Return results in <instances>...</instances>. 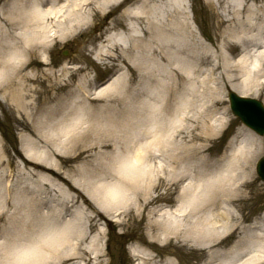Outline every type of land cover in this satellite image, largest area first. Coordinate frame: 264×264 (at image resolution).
Segmentation results:
<instances>
[{"label": "bare ground", "instance_id": "obj_1", "mask_svg": "<svg viewBox=\"0 0 264 264\" xmlns=\"http://www.w3.org/2000/svg\"><path fill=\"white\" fill-rule=\"evenodd\" d=\"M125 1L0 0V107L15 129L23 132L20 131L26 143V148L12 154L2 144L0 136V212L3 211L0 222L4 215L9 218L8 226L0 224V235L4 234L1 254L7 256L8 264H34L48 254L56 256L55 259L64 257L60 247L70 241L76 220L53 224L62 216L57 208L53 213H44L41 211L45 206L44 198L7 179L12 176L11 168L17 166L18 157H23L24 170L46 185L61 187L62 176L50 167V159L63 155L67 146L82 139L88 148L73 146L74 158L84 162L79 166L81 184L86 181L94 185L100 177L101 205L107 203L114 209L126 198L128 188L141 189L145 181V186L150 185L152 169L147 168L145 162L155 147L162 156L159 158L164 172L165 158L171 157L172 170L169 171L176 188L178 182L184 183L179 188L182 208L168 212L171 220L166 231L180 230L189 242L205 246L207 258L202 264H264V232L261 231L264 218L244 229L245 234L230 246L225 241L239 221L235 199L241 192L238 183L251 176L254 154L264 138L241 129L243 138L238 145L236 139H232L231 150L224 154L222 164L219 158L211 160L205 148L201 150L200 146L187 144L190 140H207L206 135L226 125L228 114L216 116L219 102H215L190 115L195 104L200 109L203 107L199 101L206 92L191 99L197 88L190 82L197 73L202 74L200 64L214 56L206 41L193 29L182 0H141L136 7L125 9L128 17L125 25L117 18L109 22L111 30L97 45L95 59L111 61L120 72L99 89L96 79L88 76L75 84L74 77L82 66L64 67L63 77L45 68L46 53L87 26L91 13L104 11L112 4L123 6ZM247 1L242 0V5ZM254 1L260 3L256 4V13L264 16V0ZM233 14L232 19L219 15L218 24L231 29V23H235L238 30L244 22ZM260 30L264 32V24ZM241 31L246 33L239 39L242 44L253 43L254 46L252 52L247 50L240 58L244 84L249 89L238 91L234 85L231 88L246 95L254 84L258 60L264 76V53H260L259 42H256L263 37H250L246 29ZM237 34L234 33V37ZM223 46L231 52L236 47L227 38ZM220 56L226 58V55ZM130 74L142 79L139 94L133 92ZM200 80L202 87L209 88L206 76ZM179 87L183 90L181 95L176 94ZM210 88L215 93L214 86ZM194 117L200 124L199 135L188 131ZM142 136L150 139L143 142ZM39 143L46 145L44 149ZM109 148L116 154L104 152L111 161L107 164L109 175H102V171L99 172L103 168L102 161L95 165L91 157L94 151L103 153V149ZM198 152L201 153L198 165H192L191 159ZM42 163L49 169L47 172L38 169ZM178 164H183L181 171ZM191 166L196 168L194 173ZM108 178H113L112 182L104 183ZM159 196L151 197L148 203H154ZM10 207L13 211L7 214ZM183 214L188 221L193 220L185 229L180 227L183 224L178 219ZM82 235L84 233L79 231L74 238L78 241ZM77 247L73 253L80 254L82 249ZM86 247L95 251L90 244ZM153 260L147 256L145 262L150 264Z\"/></svg>", "mask_w": 264, "mask_h": 264}, {"label": "rangeland", "instance_id": "obj_2", "mask_svg": "<svg viewBox=\"0 0 264 264\" xmlns=\"http://www.w3.org/2000/svg\"><path fill=\"white\" fill-rule=\"evenodd\" d=\"M182 1L186 4L193 29L206 41L214 56L208 62L200 64L202 74L197 73L190 82L193 88H197L196 91L192 92L191 99L193 97L195 99L198 98L197 95L205 92V90L208 92H205V97L199 101L203 104V107L200 109L195 107V104L194 107H191L190 115H193L198 110H204L215 102H219L216 116L228 114L226 125L220 126L215 132L206 135L207 140L195 139L190 140L187 144L194 147L200 146L202 147L201 150L205 148L207 150L206 154L210 156L211 160L219 158L222 164L225 162V160H222L224 154L227 150H231L232 139L235 138V144H237L243 138L241 129L251 130L259 138H264L263 135L246 126L234 114L228 98L231 90L241 94L238 91L249 89L244 84V72L240 58L247 50L251 51L254 46H252L253 43L242 44L239 39L246 34L241 31L242 29H246L250 37L260 38V35H262L263 39L261 41L256 40V42H259L260 53H264V47H261L264 45V32L260 30L261 25L264 24V16L259 17V14L256 13V4L259 5L260 3L254 0H249L243 5L242 0ZM140 2L141 0H127L123 6L118 7L112 4L104 11L91 13L87 26L75 31L46 53L48 62L45 64V68H49L57 75L60 74L63 77L65 75L62 72L64 67L72 69L82 66V69L74 77L75 84L80 78L88 76L96 79V88L99 89L104 86L110 78L115 77L120 71L111 64V61L105 63L103 60L98 61L95 59L97 45L103 41L111 30L108 28L109 22L117 18L125 25L128 22V17L124 14L125 9L136 7ZM233 12L237 14L238 18L242 19L244 22L243 26L237 30L236 24L231 23V30L225 25L218 24L219 15L225 19H232L234 18ZM234 33H238L236 37H234ZM225 38L236 45L233 52L226 51L223 46ZM220 54L226 55V58L220 56ZM218 64L219 67L217 66ZM254 69L255 73L258 72L256 76L255 73H252L255 76L254 84L246 96L258 98L264 102V76L260 73L262 71L261 61L260 63L259 60L256 62ZM131 76L130 74L133 92L139 94L143 85L142 79L138 75ZM205 76L209 88L201 85L200 78L202 79ZM231 85H234L238 91L232 89ZM211 86H214L213 90H215V93L209 90ZM182 91V87H179L176 94L181 95ZM209 92L215 96L209 95L211 94ZM195 115L199 116L198 113ZM9 118L0 107V136L2 144H5L13 154L17 150L26 148V143L21 136L22 131L15 129V125ZM188 131L194 135L201 134L200 124L196 117L190 121V129ZM149 139V136H142L143 142ZM39 144L41 149L46 146L44 143ZM73 146H81L80 148L89 147L84 140L79 139L77 142H72V144L67 146L63 155L50 159V167L58 171L62 176L63 185L61 187L46 185L37 176H33L27 170H24L23 157H18L17 166H12V176L7 179L11 181L10 183L28 188L33 195L44 198L45 206L43 205V209H41L44 213H53L55 208H57L58 212L62 213V216H59V220L53 222V224L59 225L73 218L74 221L76 220L75 231L70 241L60 247V252L64 257L55 259L56 256L48 254L43 260L34 264H147L145 262L147 256L154 258L150 264H202L205 262L207 258L205 246L189 242L188 237H186L184 232L180 233V230L178 232L170 228L168 232L166 231L168 230V221L171 220L169 216L170 210L182 208L181 203H183V196L179 192L180 184L182 183L178 182L179 187L176 188L175 182H172L173 179H171L172 173L169 171L172 170V166L169 164L172 163L171 157L165 158L167 163L164 164L166 168V172H164L161 169L159 158L162 156L158 155L157 149H154L155 147L152 148V154L145 162V166L152 169L153 175L150 185L145 186L147 184V181H145L141 189L128 188L126 198L119 206L113 209L111 205L107 206V203L101 205L99 197L102 194L99 195V193L103 191L98 187L100 177H97L94 185H91V183L87 184L86 181L81 184L82 174L79 166L84 165V162L74 158L75 151ZM106 151L109 154H116L113 148H109L103 149V153L94 151L91 157L95 165L102 161L100 165L103 168L99 170V172L102 171L100 173L102 175H109L107 164L110 158L105 157L104 152ZM200 155L201 153L198 152L190 163L198 165L197 158ZM262 156H264V139L262 145L254 154L251 176L245 177L244 180L238 183L241 192L238 193L235 199L239 221L236 223V228L231 232L232 234L226 236H229L225 239L227 246L241 238L245 234L244 229H247L259 218H264V181L258 176L256 170V163ZM36 163L38 162H31L33 165H36ZM177 166L178 171H181L183 164H178ZM38 169L45 172L49 170L45 168L44 163L39 164ZM190 169H192L193 173L196 171L195 166H191ZM112 180L113 178H108L103 182H112ZM146 180L149 179L147 178ZM72 183H76L80 188L74 187ZM154 196H159L160 198L154 203H148L151 197ZM72 199L74 200L71 201ZM12 211L13 209L10 207V211L7 214H11ZM2 212L1 210L0 215H2ZM77 217L80 218L77 219ZM90 217L92 218L91 220H89ZM2 218L0 224L8 226L6 224L9 220L8 216L4 215ZM16 218L18 217L16 216ZM178 219L183 224L180 225L182 229L188 227L193 221H188L184 214L178 216ZM19 226H21L20 223ZM79 231H82L84 235L76 241L74 237ZM261 231L264 232V228ZM3 235H0V242L4 240ZM260 239L258 238L257 240ZM89 244L95 251L91 252L86 247ZM76 246L82 249L80 254L73 253V249ZM6 257L0 252V264H8Z\"/></svg>", "mask_w": 264, "mask_h": 264}, {"label": "water", "instance_id": "obj_3", "mask_svg": "<svg viewBox=\"0 0 264 264\" xmlns=\"http://www.w3.org/2000/svg\"><path fill=\"white\" fill-rule=\"evenodd\" d=\"M232 108L242 120L255 129L260 134H264V106L261 101L252 98H246L230 93ZM258 173L264 180V157L260 159L257 165Z\"/></svg>", "mask_w": 264, "mask_h": 264}]
</instances>
